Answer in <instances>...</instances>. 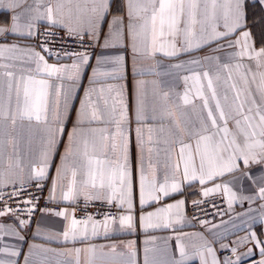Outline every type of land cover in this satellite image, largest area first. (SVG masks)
<instances>
[{
  "label": "snow or ice",
  "instance_id": "snow-or-ice-1",
  "mask_svg": "<svg viewBox=\"0 0 264 264\" xmlns=\"http://www.w3.org/2000/svg\"><path fill=\"white\" fill-rule=\"evenodd\" d=\"M26 3L27 0H0V10L11 13L10 23L0 25V38H7L8 34L17 33L27 34L31 37L35 34L36 21L40 19H47L51 25L63 26L69 35L74 34L81 40L85 36L92 39L105 36L104 26L107 24L105 47H116L127 37L131 41L134 55L154 58L157 52H164L167 57H176L180 53L190 54L194 49L199 50L203 45L227 39L239 32V38L234 41V45L241 48L237 55L240 57L248 55L258 61V66L264 67V47L259 51L255 50L251 43V32L246 30L248 20L257 15V13L249 11L253 6L249 5L247 0H127L126 24L124 18L119 16H113L111 22L108 21L110 0H58L55 12L52 7H46L45 12L40 13L39 6L35 9L26 8L22 12L17 11ZM66 6L68 8L67 22H65L64 12ZM255 6L260 8V23L264 25V0H256ZM234 45L229 44L228 46L233 47ZM40 47L41 51L50 54L49 49L43 45ZM5 52L18 53L19 55L9 57V59L20 60L22 66L34 65V67L27 68L29 73L47 77V79L36 80L32 75L27 77L22 75L15 84L16 104L13 108L11 105L13 73L5 71L3 74L8 77L7 105L0 96V127H3L5 121H10L15 126L17 120L35 121L37 125L42 126L40 128L42 136L39 164L35 169L34 176L29 178V182L33 178L39 181L46 176L49 154L57 143L58 135L63 132V120L70 107L74 89L71 85L65 88L64 81L78 80L81 65L86 64L89 57L86 53H73L76 61L71 65L57 66L47 63L41 52L30 47L18 48L16 45H0V59H3ZM123 59L122 56H116L112 58V61L122 64ZM205 59H212V57H205ZM199 62V60L191 61L196 64ZM6 67L8 65L0 64V68ZM174 67H181V65ZM221 67L229 69L230 66L224 64ZM235 67L240 68L241 65L236 64ZM192 78L196 81L201 79L198 73L194 74ZM203 78L207 82L208 94L206 95L204 92L205 85L201 84L196 90V97L202 101L206 119L199 120V127L187 125L182 127L180 122L175 120L172 122L174 127L166 125V114L157 112L155 108L151 113L146 111L144 101L138 91L137 123L140 124L149 119L158 122L155 126L147 129L139 127L136 129L140 149L139 203L142 211L146 205L158 204L162 199L180 193L181 183L184 180L198 179L199 183L204 185L206 181L214 182L225 173L239 170L238 161L240 160H243L245 166L264 164V72L260 73L258 84L256 76L253 74L251 81L247 76L242 77L243 87H238L236 82L228 83L232 80L229 71L225 79L222 97L218 95L213 79L207 71L203 73ZM187 79L188 77H185V81ZM52 80L60 82L55 85L54 92L52 91L54 86L50 82ZM216 80H221L219 72ZM142 83L137 85L138 89ZM252 84H256L255 89L252 88ZM94 91L96 90L92 89L85 93L87 99L81 102L78 123H84L85 117H87L89 123L104 122L112 127L102 130L105 133L102 137L104 141L103 159L90 155L89 144L87 141L84 142L81 155L86 160L87 166L84 169V174L87 179L83 181V186L94 190V194L85 195V200H103L108 204L117 201L122 209L124 205H127L129 214L119 217L105 215L103 221L93 222L90 216L78 221L75 218L69 220V214L66 212L53 213V215L69 220V224L63 232L65 241H68L69 238L75 240L78 236L87 238L89 224H91L92 235L97 234L98 227L102 226L107 231L110 224L117 222L121 228L133 227L134 217L131 214L133 191L128 165L127 108L123 104L122 96L118 93L120 109H117L116 99L113 100L110 108L108 100L104 99L106 114L102 115L98 103L92 101L91 96ZM100 92L102 93L103 89ZM163 98L167 101L168 93H163ZM182 100L184 105L192 103L187 91ZM229 123L232 124V128H229ZM145 131L147 132L146 139ZM76 134L77 128H74L69 134V145L62 157L61 167L57 169V181L66 178L69 170L71 171L67 191L62 193L65 201H74L79 195L75 186L77 184L76 177L81 168L77 166L69 169L67 163L69 157L79 151L74 147ZM185 135L189 140L195 139L194 152L191 144L184 142ZM177 143L180 145L179 158L183 161L182 173L180 164L173 157L170 149V145ZM161 144L164 145L163 148L152 146ZM145 152L148 154L147 164L145 163ZM153 152H156L157 155L163 152L165 155L163 165L165 171L162 180L157 178V169L151 162ZM186 152L187 156H185ZM197 159L199 160L198 167ZM16 166L19 167L18 157ZM148 173H151V178ZM12 174L11 164L9 171L0 170V186H4ZM178 176H182L179 181L177 180ZM56 186L57 182L54 181L53 191ZM221 187L220 184H216L215 188H206L203 195L208 196L211 192L220 191ZM223 193L227 197L229 208H231L236 193L227 185L223 186ZM259 195L261 199H264V187L259 189ZM246 199L250 198L246 197ZM25 203L28 204L30 201H25ZM184 203L183 200H180L175 204L158 206L155 211L142 215L141 222L146 227H169L173 223H179L181 219L179 210ZM173 210H176L175 219H173ZM7 214L8 212L0 210V216ZM72 215L74 216V213ZM16 219L21 228L26 226L25 221L19 217ZM261 219L264 220V214ZM4 227L0 224V232L4 230ZM12 234L18 235L15 229L12 230ZM177 239L180 238L177 237ZM200 239L204 240L203 237ZM250 241L255 242L254 247L260 246L262 258L258 264H264V239L258 238L255 232H250L247 237L241 238L237 243L246 244ZM178 247L181 259L171 260L169 264H185V260L191 258L184 250L183 245H178ZM235 251L233 249V253ZM251 251L249 249L248 254H251ZM11 255L15 256L17 253L12 251ZM193 255L200 258V264H209L208 256L212 257L211 264H220L207 240H204V243L197 248ZM0 264H3V261H0ZM126 264H134V262L129 260ZM145 264H147V259ZM223 264H236V261L227 258Z\"/></svg>",
  "mask_w": 264,
  "mask_h": 264
},
{
  "label": "crops",
  "instance_id": "crops-1",
  "mask_svg": "<svg viewBox=\"0 0 264 264\" xmlns=\"http://www.w3.org/2000/svg\"><path fill=\"white\" fill-rule=\"evenodd\" d=\"M58 0H27L17 11H24L26 8L35 9L39 6L40 13L45 12L46 7H52L56 11ZM250 12L257 15L248 20V28L251 32V43L255 50L259 51L264 47V25L260 23V8L256 7V0H247ZM75 11L73 7V12ZM65 22H67V6L64 9ZM108 21L111 22L113 16L123 17L125 24L127 23V0H110ZM11 13L0 10V25H8L10 23ZM23 22V18H22ZM40 27H54L68 32L61 25H51L47 19H40L35 23V34L31 37L27 34H8L7 38H0V45H16L18 48L30 47L35 51L41 52L45 56V60L49 64L57 66L71 65L76 61V57L55 58L37 48L34 43L37 29ZM223 31V29H220ZM108 32V25L104 26L105 36ZM239 32L231 35L227 39H220L218 42H212L203 45L199 50H193L190 54L180 53L176 57H167L164 52H157L155 57L134 55L132 51L131 41L125 37L116 47H105V36L92 39L97 44V49L92 53H86L89 57L86 64L81 65L79 79L76 81H64L65 88L71 85L74 89L68 112L63 120V132L58 135L57 143L50 152L48 158V166L46 168V176L42 180L49 182V195L55 202L61 203L63 208L60 212L69 214V220L75 218L73 203L78 200H85L86 194H94V190L85 188L83 181L87 179L84 174L86 168V160L81 155L84 142L89 144V154L103 159L102 137L105 133L103 129L111 128L104 122L87 121L85 117L84 123H78V116L81 110V102L85 101V93L95 89L92 92V101L98 103V107L102 115L106 114V108L103 103L104 99L109 102V108L114 99L117 100V109H120L119 97L122 96L123 104L127 108V141H128V165L131 172L132 191H133V208L131 214L134 217L132 228H121L119 223L110 224L107 231L100 226L97 228V234H91V224H89V235L87 238L78 236L75 240L69 238L64 240L63 232L69 224V220L53 215L57 212L41 213L34 224L25 223L26 226L21 228L16 217L11 215L0 216V224L4 225V230L0 232V261L3 264H126L131 260L134 264H169L171 260L181 259L180 248L183 245L184 250L188 253L189 259L185 260V264H200V258L194 256V252L199 248L204 240L210 243L215 252V256L220 264L227 258L219 255L220 249H235L231 259L236 264L249 260H261L260 246L254 247V241L246 244H238L241 238L247 237L250 232H255L257 237L264 239V220L261 219L264 214V199L260 198L259 189L264 187V164L244 165L243 160L238 161L239 170L231 173H225L222 177L215 179L214 182L206 181L204 185L199 180H184L181 183V191L173 194L170 198H164L158 204L146 205L141 210L139 203V165H140V149L137 142L136 129L155 126L152 120H147L138 124L136 121V103L138 91L141 99H143L146 111L151 113L153 108L157 112L166 114L165 124L173 126L172 122L179 121L181 126L199 127V120L206 119V112L203 110L202 101L196 97V90L201 84L205 85L204 92L207 95L206 80L203 73L207 71L213 79L214 86L217 88L218 95L223 93L225 87V79L231 72L232 80L228 83L236 82L238 87H243L242 77L247 76L251 81L253 74L256 76V83H259L260 73L264 72V67L258 66L256 59L250 58L248 55L240 57L237 55L241 51L240 46H235L234 41L239 38ZM87 37V36H85ZM233 44V47H229ZM167 50V49H166ZM18 53L5 52L0 64L8 65L6 68H0V96H2L5 105L8 104V77L3 73L11 71L13 73V92L11 105L14 108L16 104L15 84L23 75L27 77L32 75L34 79H47L45 75H37L29 73L28 67L34 65H23L21 61L9 59V57L17 56ZM122 56L123 63H113L112 58ZM212 57V59H205ZM216 58H219L218 60ZM193 60H199L198 64L191 63ZM99 61V62H98ZM228 64L229 69H222V65ZM236 64H240V68H236ZM181 65V67H174ZM94 70L96 75L94 76ZM219 72L221 80L217 81L216 76ZM200 74L199 81L194 80V74ZM185 77H188L185 81ZM95 81V82H93ZM53 84V92L55 85L59 81H50ZM140 84L138 89L137 85ZM256 84H252L255 89ZM103 89L101 93L100 90ZM188 92L189 99L192 103L183 104L182 97ZM168 93L167 101L163 98V93ZM22 95V94H21ZM231 95V93H229ZM106 118V116H105ZM229 128L232 124L229 123ZM35 121L17 120L13 126L10 121H5L3 127H0V170L9 171L11 164L12 176H10L4 186L21 184L29 182V178L34 176L35 169L40 159V139L42 132ZM174 127V126H173ZM77 128L74 147L79 151L70 156L67 163L69 169L72 167H80L81 171L76 177V191L79 193L74 201H65L62 193L67 191V185L71 179V171L68 176L57 181V169L61 167L62 157L65 155L66 148L69 145V134L73 129ZM145 139L147 132L144 133ZM185 143H190L192 151H195V139L189 140L185 135ZM94 145V147H93ZM154 147L163 148L164 145H152ZM203 147V146H202ZM170 149L173 157L179 162L181 173L183 171V161L179 158L180 145L172 144ZM187 156V152L185 153ZM17 157L19 158V167L16 166ZM145 163L147 164L148 154L145 152ZM165 155L161 152L152 153L151 162L157 169V178L162 180L164 175ZM197 167L199 160L197 159ZM151 178V173H148ZM182 176H178L177 180H181ZM37 179H31V181ZM15 181V183H13ZM54 181L57 182L55 191H53ZM216 184H220L221 190L209 193L208 196L203 195L206 188H215ZM227 185L236 193V198L232 202L231 208L228 206V213L220 218L208 221L202 225H196L189 217L190 205L202 198L213 195H223V186ZM250 198V199H246ZM94 200V199H89ZM183 200L185 203L179 210L181 219L179 223H173L169 227H146L140 217L147 212L155 211L158 206H166L167 204H175ZM103 201V200H98ZM119 209L121 215H128L127 205L123 209L117 201H113ZM228 204V202H227ZM74 213V216L72 215ZM176 210H173V219H175ZM118 216V217H119ZM76 219V218H75ZM93 222H100L93 220ZM11 226V227H9ZM18 235L12 234V230ZM177 237L180 239L178 240ZM203 237L204 240H201ZM226 246V247H224ZM94 249L95 251H91ZM251 249V254H248ZM79 250V252H77ZM15 251L17 255H11ZM211 256H208L209 264H211Z\"/></svg>",
  "mask_w": 264,
  "mask_h": 264
},
{
  "label": "built area",
  "instance_id": "built-area-1",
  "mask_svg": "<svg viewBox=\"0 0 264 264\" xmlns=\"http://www.w3.org/2000/svg\"><path fill=\"white\" fill-rule=\"evenodd\" d=\"M34 43L37 48L41 45L50 50L48 55L55 58H70L73 53H92L97 49L95 41L88 37L81 40L76 35L54 27H40L37 29ZM67 54V55H66ZM25 201H30L26 204ZM61 203L55 202L49 195L47 180H33L23 184H15L0 188V210L8 215L19 217L25 223L34 224L43 212H60ZM75 218L80 221L87 217L103 221L105 215L118 217L119 209L114 203L98 200H78L73 203ZM10 210V211H9ZM29 210L30 214H29ZM228 213V204L223 195H213L193 202L189 208V217L196 225L225 216ZM219 255L231 258L232 250L220 249ZM238 264H258L253 259Z\"/></svg>",
  "mask_w": 264,
  "mask_h": 264
}]
</instances>
